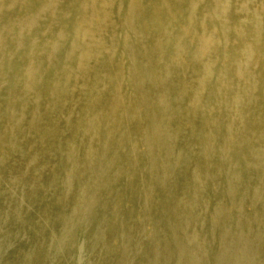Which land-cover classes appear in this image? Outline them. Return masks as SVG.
<instances>
[{"label":"bare ground","instance_id":"bare-ground-1","mask_svg":"<svg viewBox=\"0 0 264 264\" xmlns=\"http://www.w3.org/2000/svg\"><path fill=\"white\" fill-rule=\"evenodd\" d=\"M123 150L133 155V227L144 238L141 207L169 191L167 218L184 254L191 219L196 225L204 215L179 211L190 192L224 221L218 264H231L228 246L239 244L242 264H259L264 0H0V191L8 186L15 205L16 185H33L42 166L65 187L88 183L94 152L113 162ZM220 190L229 205L209 203ZM102 199L91 207L103 210ZM119 205L111 203V215ZM235 207L241 233L230 230ZM114 230L99 228L96 241L109 243ZM190 257L181 264H193Z\"/></svg>","mask_w":264,"mask_h":264},{"label":"rangeland","instance_id":"rangeland-1","mask_svg":"<svg viewBox=\"0 0 264 264\" xmlns=\"http://www.w3.org/2000/svg\"><path fill=\"white\" fill-rule=\"evenodd\" d=\"M93 154L98 158L94 160L93 175L90 176L91 180L88 183L85 182V177L81 181H74L70 188L67 185L65 187L62 181L60 183L53 181L49 168L42 169L43 166L40 165L42 167L36 174L33 185H21L22 181L16 185L19 194L13 196L16 200L15 205L12 204L13 198L8 186L2 187L0 264H181L184 258H191L190 254L193 256V264L219 263L224 221L217 222L210 216L212 210L207 209L208 204L194 199L190 192L183 194L186 200L185 202L181 200L183 204L179 211L182 214L189 215L192 212L199 214L204 211L200 219H195L196 225L192 218L191 226H187L189 227L185 233L187 243L183 251L185 255L174 242L172 222L167 218L169 191L147 202V207H141L147 211L144 213L145 229L143 228L142 231L148 232V236L144 238L143 234L141 235L138 229L133 227L132 211L138 202V193L134 192L136 187L131 177L134 174L133 155L123 150L118 152L115 161L110 162L112 160L110 154L99 155L101 151ZM80 157L81 155L78 159ZM12 161L18 162L19 166L22 164V161L19 163L17 155ZM110 165L114 166L110 169L104 168ZM133 165L135 168V161ZM59 166L61 165L55 162L54 170L59 169ZM82 169V176H86L85 168ZM179 184L185 187L183 180ZM20 191H23V194H20ZM98 197L104 198L100 202L104 209L99 211L95 209L94 204V207H91L93 200ZM224 198L229 205L224 190H220L216 199L213 198L209 203L216 205ZM114 200H119L120 205L116 213L114 212L115 215H111V203ZM191 203H195L194 209L186 206ZM237 207L233 209L232 214L233 223L230 226L232 233L242 231V224L237 226L238 221H241V211ZM74 208L77 210L71 217L74 230L69 234L68 241L60 245L57 239L61 238L67 219L66 214ZM91 209H94L93 215ZM215 224L217 227L214 229ZM164 225L167 227V232L164 230ZM112 226L115 230L111 232L113 236L107 237L109 243L96 241L99 228L111 229ZM193 234H195L194 242L189 243L188 236ZM158 241L166 242L167 247L160 249ZM230 248L236 254L230 261L231 264H242V244L237 247L229 245L228 249ZM255 258L259 264L264 263V247L261 251L257 249Z\"/></svg>","mask_w":264,"mask_h":264}]
</instances>
